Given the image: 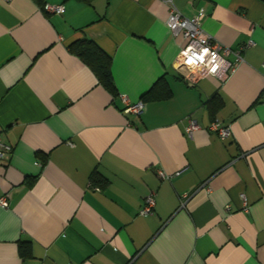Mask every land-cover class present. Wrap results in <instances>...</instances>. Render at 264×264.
<instances>
[{
  "label": "crops",
  "instance_id": "1",
  "mask_svg": "<svg viewBox=\"0 0 264 264\" xmlns=\"http://www.w3.org/2000/svg\"><path fill=\"white\" fill-rule=\"evenodd\" d=\"M170 1L204 9L226 59L239 50L225 81L182 79L168 0H0V264H264V0ZM83 37L111 58L115 94L70 51ZM160 78L169 95L142 98Z\"/></svg>",
  "mask_w": 264,
  "mask_h": 264
},
{
  "label": "built area",
  "instance_id": "2",
  "mask_svg": "<svg viewBox=\"0 0 264 264\" xmlns=\"http://www.w3.org/2000/svg\"><path fill=\"white\" fill-rule=\"evenodd\" d=\"M10 1V0H5ZM170 2V13L167 17L166 24L173 35H181L186 39V43L180 49L175 61V68L180 72L182 79L190 84H196L200 79L205 77H215L220 82L225 81L230 74L235 70L240 61L239 50L234 51L235 60L230 61L225 58V55L230 53V49L223 46L216 41L211 35L206 33L202 28V20L205 16L203 8L196 10L191 17H186ZM45 10L50 13L60 14L64 7L62 4H45ZM252 42L248 41L241 49L249 46ZM191 61V63H189ZM264 68V61H263ZM264 99V87L261 93ZM123 103L122 111L124 113H133L139 115L144 108V101H131L126 95H119ZM199 127L195 118L188 119L186 132L191 134L193 130ZM207 128L214 131L219 137L224 138L230 135V128L228 125L218 118L214 117L208 124ZM12 147L10 144L3 142L0 139V161L5 159ZM181 171H177L176 175ZM158 175L163 178H169L163 171H158ZM98 189L97 187H94ZM240 198L243 203V210H248V204L245 195L242 193ZM155 200L153 192L148 193L144 197V203L139 213L142 215L151 214L153 212ZM8 205L5 196L0 197V206L6 207ZM229 209V207H227Z\"/></svg>",
  "mask_w": 264,
  "mask_h": 264
},
{
  "label": "trees",
  "instance_id": "3",
  "mask_svg": "<svg viewBox=\"0 0 264 264\" xmlns=\"http://www.w3.org/2000/svg\"><path fill=\"white\" fill-rule=\"evenodd\" d=\"M42 9H44L46 0H34ZM85 3H90L92 0H78ZM70 51L77 55L82 61H84L95 73L98 82L106 87L112 94L116 93V87L114 85L112 69H111V58L105 54L92 40L88 38H80L74 42H72L69 46ZM161 87L163 90L165 87V82L163 78H160L156 81V83L143 95L142 98H164L167 97L170 93V90L166 88V90L157 94L158 91L155 90L156 86ZM164 88H163V87ZM147 98V99H148ZM97 174L95 173L92 176V179L95 180L97 178ZM19 251L22 256H30V248L29 242L20 243Z\"/></svg>",
  "mask_w": 264,
  "mask_h": 264
},
{
  "label": "snow or ice",
  "instance_id": "4",
  "mask_svg": "<svg viewBox=\"0 0 264 264\" xmlns=\"http://www.w3.org/2000/svg\"><path fill=\"white\" fill-rule=\"evenodd\" d=\"M189 63H191V61H189Z\"/></svg>",
  "mask_w": 264,
  "mask_h": 264
}]
</instances>
